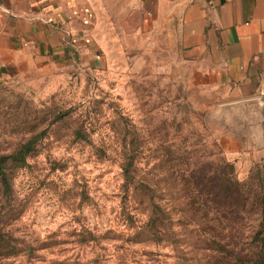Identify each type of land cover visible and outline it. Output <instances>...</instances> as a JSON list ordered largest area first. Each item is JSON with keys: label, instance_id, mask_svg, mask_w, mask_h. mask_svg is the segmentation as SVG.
<instances>
[{"label": "rangeland", "instance_id": "1", "mask_svg": "<svg viewBox=\"0 0 264 264\" xmlns=\"http://www.w3.org/2000/svg\"><path fill=\"white\" fill-rule=\"evenodd\" d=\"M85 1L95 61L26 65L0 84V155L41 136L24 166L7 169L9 199L0 186V225L36 247L15 263L98 254L97 264H254L264 256V103L216 82L176 33L143 25L132 0ZM121 148L156 195L172 196L174 243L130 242ZM206 177L212 185L202 187ZM228 178L236 187L223 186ZM86 231L103 236L97 247L81 240Z\"/></svg>", "mask_w": 264, "mask_h": 264}, {"label": "crops", "instance_id": "2", "mask_svg": "<svg viewBox=\"0 0 264 264\" xmlns=\"http://www.w3.org/2000/svg\"><path fill=\"white\" fill-rule=\"evenodd\" d=\"M142 24L167 27L215 81L264 103V0H132ZM85 0H0V84L26 65L95 61ZM90 54V55H86Z\"/></svg>", "mask_w": 264, "mask_h": 264}, {"label": "trees", "instance_id": "3", "mask_svg": "<svg viewBox=\"0 0 264 264\" xmlns=\"http://www.w3.org/2000/svg\"><path fill=\"white\" fill-rule=\"evenodd\" d=\"M81 132L76 130L74 135L80 136ZM40 133L26 139L17 149L8 154L0 155V186L2 195L9 199L11 195V183L8 177L7 169L10 166L22 167L26 162V158L35 150V143L40 139ZM97 155H105V150L102 148H95ZM100 154V155H99ZM119 167L122 176L120 185V207L121 211L125 214V220L133 225L134 234L133 239L130 241L133 244H143L145 246L154 245L158 246L161 243L173 242L172 236L174 232L171 227V206L169 196L166 200L163 196L156 195L157 183L148 178H140L137 175V166L133 163L132 159L128 157L124 148H121L119 154ZM213 178L206 177L202 187L212 185ZM226 181V180H225ZM223 181V186L233 185L236 187V182H232L230 178L227 179L226 184ZM163 183L171 186L175 183L174 180H164ZM216 183V182H215ZM186 184V182H184ZM183 184V185H184ZM220 182L219 187H221ZM233 189V187H232ZM231 191V190H230ZM236 191V190H234ZM240 192V191H239ZM236 193V192H235ZM242 198V195H240ZM205 197V199H204ZM212 200L217 199V196H211ZM200 205L208 202L209 192L207 196L202 197ZM190 203H194V199H190ZM261 210L264 213V197L260 201ZM141 215V217H139ZM103 238L100 234H94L91 231H86L81 240L86 244H94L98 246L100 239ZM36 247L31 245L22 246L18 243L17 239L9 231L5 230L0 225V264H16L15 258L19 255L25 254L30 256ZM148 251L144 254H152ZM94 259H90L83 264H97L98 254H95ZM254 264H264V256L258 252L252 257Z\"/></svg>", "mask_w": 264, "mask_h": 264}]
</instances>
